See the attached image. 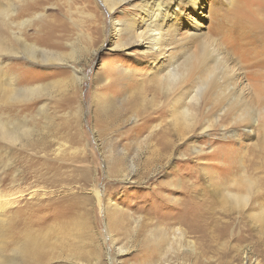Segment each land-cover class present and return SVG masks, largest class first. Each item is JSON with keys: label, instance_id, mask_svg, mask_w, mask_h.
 <instances>
[{"label": "rangeland", "instance_id": "374dc122", "mask_svg": "<svg viewBox=\"0 0 264 264\" xmlns=\"http://www.w3.org/2000/svg\"><path fill=\"white\" fill-rule=\"evenodd\" d=\"M242 2L238 13L201 0L185 16L262 80L264 0ZM110 22L101 0H0V120L30 131L22 143L0 138V193L12 201L0 214V261L25 264L17 248L31 230L47 242L43 264H264V213L252 214L264 208V126L203 102L207 128L199 120L184 135L175 97L150 86L157 60L138 44L114 47ZM37 85L26 99L4 92ZM246 86L264 110V85ZM241 174L257 186L240 209L226 194Z\"/></svg>", "mask_w": 264, "mask_h": 264}, {"label": "bare ground", "instance_id": "6f19581e", "mask_svg": "<svg viewBox=\"0 0 264 264\" xmlns=\"http://www.w3.org/2000/svg\"><path fill=\"white\" fill-rule=\"evenodd\" d=\"M101 1L111 20L110 29L113 33L112 44L114 47L128 49V47L138 44L139 47L149 52L157 60L156 68L153 70L154 74L150 78L152 81L150 86L153 91L160 93V95H169L170 98L171 95L175 97L174 104H176V107L171 111V120L175 126L180 124L184 135L193 131L196 125L199 124V120H201L200 128L202 131L207 128L204 125L207 122L204 121L206 119H199L201 103L203 102H205L204 108L205 105L212 104L217 105L220 111L226 110L227 113L231 109H235V112H232L234 116L236 114L239 116L238 122L255 115L257 119L254 120H258L264 126V110L254 109V106H251L244 94L246 85L250 84L253 85V88L258 89L260 88L259 86L264 85V73L259 75L262 80L253 79V75L241 74V70L235 68L236 63L240 62L241 59L238 58L236 60L232 54L223 50L222 45H218L214 41L211 42L205 34H202L201 28L203 24L200 21L188 20V17L185 16V7H191L193 11H196V2L201 0H139L140 4L137 5V12L130 15L126 14L127 16L121 19L116 17V13L118 11L122 12L123 5L133 0ZM225 1L229 5H237L239 8L235 7L234 10L241 13L239 9L241 10L243 7L241 6L244 3L242 0ZM71 2L68 5V11L71 17L74 18V9L71 7ZM78 13L82 15L81 19L85 16L86 20L87 15L83 12L82 7H79ZM104 15L102 13L101 18L104 19ZM220 43L224 44L226 40L222 39ZM227 45L225 44L224 46ZM2 48L5 49L3 46ZM180 49H182V53L178 55L177 52ZM29 53L36 58L34 51ZM171 58L172 60H170ZM262 62L264 61L262 60ZM79 75L75 71L74 80H80ZM254 80L263 84L254 87ZM16 83L17 80L14 78L10 79V84ZM41 87L40 85L23 86L19 87V90L7 87L4 92L7 93L8 99L21 100V96L26 99L29 95L38 93ZM258 93L260 94V92L256 94ZM256 94L254 95L257 97ZM262 99H264L263 96ZM224 107L227 108L224 109ZM238 116H236V119ZM248 122V124H251V121ZM160 126V122L156 123L152 126V130L156 131ZM29 137L30 131L24 123L17 120H14V122L0 120L1 139L12 143H22ZM163 142L167 148L172 144H168L167 140ZM231 182L235 187H238L237 183L240 184L239 191H229L226 196L236 207L244 208L249 201L252 188H256L257 183L245 174H241L240 177L234 176ZM242 188L245 189V192H241L240 189ZM96 193L100 196L99 191H96ZM9 200V196L0 193L1 215L8 205L11 204L10 202L12 201ZM263 213L264 208L260 207L259 210L252 214ZM41 233V231H27L23 243L17 248L18 251H16L21 254L25 264L45 263L44 261L46 260L44 258L48 257L46 253L48 245L46 241L44 243L41 239L43 238ZM2 260L0 264L21 263V260H17V258H4Z\"/></svg>", "mask_w": 264, "mask_h": 264}]
</instances>
